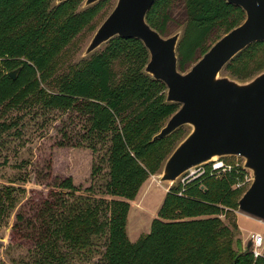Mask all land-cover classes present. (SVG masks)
<instances>
[{
    "label": "trees",
    "instance_id": "16d2710c",
    "mask_svg": "<svg viewBox=\"0 0 264 264\" xmlns=\"http://www.w3.org/2000/svg\"><path fill=\"white\" fill-rule=\"evenodd\" d=\"M83 1L0 0V145L5 133L19 138L18 121L7 117L10 108L23 105L39 88L53 59L93 20L103 0L79 9ZM175 1L156 0L147 14L162 35ZM182 2L186 20L177 50L179 69L186 72L245 19V12L226 0ZM149 57L142 41L115 37L62 74L54 90L41 94L38 101L45 113L56 110L80 119L81 139L100 157L92 175H106L103 193L110 199L77 196L72 177L57 180L53 204L42 210V231L40 216L32 264H72L76 255L91 252L93 237L101 234L107 239L99 264H264V253L255 257L235 240L233 211L242 191L234 186L245 172L242 168L208 169L186 186L173 187L150 231L136 241L129 239L130 201L164 165L165 144L174 133L153 137L180 107L167 102L166 85L145 72ZM20 66L13 80L9 71ZM225 68L237 78L263 70L264 41L249 45ZM10 190L0 191V214L14 206ZM87 190L95 193L92 186Z\"/></svg>",
    "mask_w": 264,
    "mask_h": 264
},
{
    "label": "rangeland",
    "instance_id": "374dc122",
    "mask_svg": "<svg viewBox=\"0 0 264 264\" xmlns=\"http://www.w3.org/2000/svg\"><path fill=\"white\" fill-rule=\"evenodd\" d=\"M84 2L85 0L79 9L84 8ZM116 3L117 0L101 1L93 20L53 59L49 71L45 73L46 78L40 80L39 88L29 95L23 105L10 108L7 117L18 121L19 130L16 134L19 133V138L13 139L9 133L2 136L5 144L0 145V191L5 187L10 188V198L15 201L12 208L8 207L0 214V264H32L31 253L35 247L40 216L42 231L45 222L42 210L47 204H53V194L59 191L54 186L57 180L72 177L78 188L77 196L110 199L103 193L106 175H92L100 157L81 139L80 119L76 115L71 116L67 112L56 110L45 113L38 100L43 92L55 89V83L62 74L69 72L90 56H85L86 47ZM170 16L167 31L163 34L165 37L183 32L186 14L182 0H176L172 4ZM260 71L262 69L249 77L237 78L231 70L224 68L221 75L246 81ZM168 119L162 122V127ZM190 131L191 126L184 125L170 136L165 144L167 157ZM218 161L233 167H243L245 162L238 156H225L207 164L206 170L212 169L213 164ZM162 168L163 165L157 173L150 175L143 182L135 199L130 201L126 231L131 241H136L150 231L166 193L173 187L182 185L180 178L173 184L161 182ZM104 172H107L106 166ZM248 172L251 171L247 170L246 173ZM91 186L95 193L87 190ZM248 187L241 190L242 194ZM233 212L238 225L235 240H241L242 250L245 251L252 234L257 233L264 237V222L241 213L239 208ZM18 214L23 218L19 219ZM225 216L226 214L220 215L227 223ZM106 239L107 234L93 237L91 252L76 255L72 264H99ZM262 251L264 253V245Z\"/></svg>",
    "mask_w": 264,
    "mask_h": 264
},
{
    "label": "water",
    "instance_id": "95a60500",
    "mask_svg": "<svg viewBox=\"0 0 264 264\" xmlns=\"http://www.w3.org/2000/svg\"><path fill=\"white\" fill-rule=\"evenodd\" d=\"M99 1L85 0L84 8ZM155 1L117 0L95 31L85 56L115 37L142 41L150 55L145 72L166 85L167 102L180 105L153 139H163L184 125L191 126L167 157L160 181L174 183L193 167L225 156L241 157L253 180L238 201L239 211L264 222V70L246 81L221 75L236 55L264 41V0H226L241 7L245 19L219 38L186 72L178 64L182 33L165 37L147 21ZM21 70L22 66L17 67L9 76L16 80Z\"/></svg>",
    "mask_w": 264,
    "mask_h": 264
},
{
    "label": "built area",
    "instance_id": "2783aa9c",
    "mask_svg": "<svg viewBox=\"0 0 264 264\" xmlns=\"http://www.w3.org/2000/svg\"><path fill=\"white\" fill-rule=\"evenodd\" d=\"M214 161V160H212ZM210 161V162H212ZM210 162H208L207 164H209ZM207 164H203V165H199L196 167H193L191 169H189L188 171H186L185 173H183L179 178L180 181L182 182L181 186H186L188 183H190L192 180H194L195 178L201 176L202 174H204L206 172V165ZM232 168H236V169H244L245 172L243 173V175L241 177L238 178L236 184L234 187L238 188L239 190H242L246 187H248V185H251L252 180H253V176L251 174V172L246 173V171L248 169H246L244 166H231V165H226L224 164L222 161H218L215 162L213 164V170L215 169H222L223 171L225 170H230ZM178 178V179H179ZM173 184V183H171ZM181 194V193H180ZM249 241H251V246L249 247V249L251 250V252L254 254L255 257H260L263 255V245H264V237L260 234L254 233L250 236Z\"/></svg>",
    "mask_w": 264,
    "mask_h": 264
}]
</instances>
